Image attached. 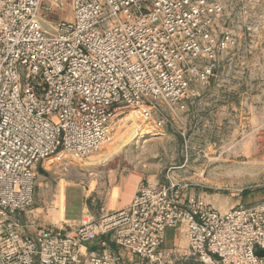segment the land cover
Returning <instances> with one entry per match:
<instances>
[{"label": "built area", "instance_id": "1", "mask_svg": "<svg viewBox=\"0 0 264 264\" xmlns=\"http://www.w3.org/2000/svg\"><path fill=\"white\" fill-rule=\"evenodd\" d=\"M69 19L43 25V0H0V264H173L167 229H179L200 264H264V202L226 212L173 183L141 184L129 204L84 212L64 227L20 220L36 168L85 157L108 138L113 111L162 101L182 106L192 74L219 44L208 0H71ZM45 10V12H44Z\"/></svg>", "mask_w": 264, "mask_h": 264}, {"label": "rangeland", "instance_id": "2", "mask_svg": "<svg viewBox=\"0 0 264 264\" xmlns=\"http://www.w3.org/2000/svg\"><path fill=\"white\" fill-rule=\"evenodd\" d=\"M208 1L221 7L210 30L224 41L200 60L212 74L201 81L187 74L180 107L153 100L113 111L97 151L39 163L22 222L68 229L84 212L127 206L141 184L173 183L221 212L264 202V0ZM70 2L43 0L46 29L70 18Z\"/></svg>", "mask_w": 264, "mask_h": 264}, {"label": "crops", "instance_id": "3", "mask_svg": "<svg viewBox=\"0 0 264 264\" xmlns=\"http://www.w3.org/2000/svg\"><path fill=\"white\" fill-rule=\"evenodd\" d=\"M89 204L82 202L80 204V212L88 210ZM122 208V207H121ZM65 216V215H64ZM80 218L74 216L68 219V223L76 222ZM164 247L170 252L173 264H200L196 259L188 253V246L186 240L182 237L179 229H167L165 235ZM119 250L122 254L125 264H148L145 260L136 255H132L127 250L111 245Z\"/></svg>", "mask_w": 264, "mask_h": 264}, {"label": "water", "instance_id": "4", "mask_svg": "<svg viewBox=\"0 0 264 264\" xmlns=\"http://www.w3.org/2000/svg\"><path fill=\"white\" fill-rule=\"evenodd\" d=\"M256 253H257V254H260V255L264 254V252L261 251V250L256 251Z\"/></svg>", "mask_w": 264, "mask_h": 264}]
</instances>
